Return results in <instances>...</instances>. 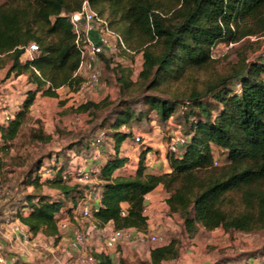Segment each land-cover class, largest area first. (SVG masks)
I'll return each mask as SVG.
<instances>
[{
    "label": "trees",
    "instance_id": "16d2710c",
    "mask_svg": "<svg viewBox=\"0 0 264 264\" xmlns=\"http://www.w3.org/2000/svg\"><path fill=\"white\" fill-rule=\"evenodd\" d=\"M88 1L136 53L117 47L128 55L141 54L143 62L136 80L130 66L117 64L116 100L106 97L66 108L68 113H87L93 118L97 111L105 110L100 128H107L106 136L114 145V154L98 168V203L89 220L80 218L82 224L94 223L98 229L113 224L118 230L147 233L146 195L163 185L168 194L167 212L180 217L189 239L196 238L201 229L264 230V65L249 59L259 43L250 39L264 36V0ZM83 2L0 0V70H6L5 79L26 76L31 85L20 109L0 126V153L18 136L38 95L58 98L59 89L76 92L84 84L77 73L81 57L69 21V15L80 10ZM31 43L39 49L32 60H23ZM229 43L239 45L237 59L221 67L226 54L217 58L214 49ZM108 53H99L97 61L102 59L110 66ZM140 103L146 111L135 110ZM60 105L66 102L60 101ZM179 111L176 119L185 142L176 153L168 154L169 172H147L151 150L146 148L139 154L134 173H118L129 164L121 150L132 131L123 128L152 112L160 123L167 124ZM31 135L39 143L53 138L43 127ZM84 143L92 146L89 141ZM100 145L96 144L90 158ZM213 147L226 154L223 165H214ZM87 160L77 156L73 164ZM45 166L38 159L28 168L26 185L33 190L21 200L15 215L30 233L53 238L57 244L62 237L58 226L62 211L73 221L74 210L87 197L85 185L64 182L61 174L67 167L59 159L47 166L57 170L52 179L40 177ZM44 186L57 190L60 197L41 193ZM123 203L129 204L127 209ZM179 252L178 240H171L154 247L150 261L137 264H162L177 259ZM92 255L96 264H114L104 251L93 250Z\"/></svg>",
    "mask_w": 264,
    "mask_h": 264
},
{
    "label": "rangeland",
    "instance_id": "374dc122",
    "mask_svg": "<svg viewBox=\"0 0 264 264\" xmlns=\"http://www.w3.org/2000/svg\"><path fill=\"white\" fill-rule=\"evenodd\" d=\"M250 40L252 42L258 40L259 43L255 51L249 53V59L261 60L264 65V36ZM238 47L239 45L235 44L231 49H226L223 44H218V52L215 53V57L222 59L225 54L227 57L226 60L221 62V67L227 62L236 61L235 52ZM138 55H128L117 47L109 52L106 57L110 61V66H106L102 59L97 65V69L101 72L99 86L92 91H84L79 95H75L74 92L71 95L69 93H61V96L65 98L63 101L68 103L70 107L79 106L88 101L100 102L106 97L110 98L111 101L116 100L119 96V84L116 74L117 64L125 65L126 67L131 64L133 67L130 68L134 72L133 78L136 80L139 73V66L135 64ZM122 56L125 58L122 59ZM5 73L6 70H0V126L4 123V112L15 113L16 107L19 106L17 101L19 102L27 91V80L25 78H21L15 85L8 87L7 85L14 79H5ZM12 95L15 97L14 106H11L9 102ZM66 108L68 106H61L60 101L57 104H52L50 99H45V103L38 104L37 107L31 110L33 115L30 112L18 136L14 140L9 141L5 146L6 150L0 153V177L9 191V195L0 201V212H4L0 216H4L5 222L7 220L12 221L16 216V210L21 206V200L26 194L32 192L33 187L26 185V174L28 168L38 159H43L46 166H52L56 159H59V162L68 168L76 162L77 156L84 157V160L90 158L95 151L96 139L99 136H102L99 152L102 151H100V148L103 147L105 149L104 154H114L113 141L106 136L107 128H100L102 118L106 114L105 110L97 111L96 115H94L95 119V117L93 118L87 113H68L67 110L69 109ZM146 109L147 107L141 103L135 106L137 112L146 111ZM179 115L180 111L177 112L170 122L162 124L156 114L152 112L149 117L133 120L130 127L123 128L125 132L132 131V137L129 138L124 146L122 145V153L130 155L129 164L125 167V171L122 170V172L134 171L138 164L139 154L146 148L154 151L155 155H159L161 152V155H164V158L167 159L169 137L182 132V126L178 124L179 121L176 119ZM41 127L44 128L47 134L50 133L53 136L52 141L49 143H39L32 140L31 134L33 130ZM136 134L143 136L144 143L138 144L133 140V136ZM85 141H89L92 146L88 147L84 143ZM75 144L77 146L70 150L71 146ZM0 146H3L1 135ZM213 151L215 158L219 159L220 164L223 165L226 160V154L217 147H213ZM82 164H85V162L82 161ZM41 193L60 197L57 190L48 186H44ZM160 215L163 221L160 233L161 244H167L171 240H178L180 244L178 258L171 262H164V264H181L187 262V260H191L189 261L191 263L188 264H264V230L242 233L225 232L222 229L206 232L201 229L199 235L195 238L196 242H192L187 237L179 216L169 215L164 206L160 209ZM153 245L152 243L149 244V246ZM51 247V249H54L53 245ZM34 249L36 251L38 248L34 247ZM5 252L7 258L15 256L13 255L15 253H8L7 250ZM48 254L51 257L49 264H53L51 262L53 255L50 252ZM55 254L60 258L61 254H57V252ZM144 256L134 253L133 257L138 262ZM56 259L57 257L55 258L57 264ZM36 264L47 263L36 258ZM126 264L130 263L126 262Z\"/></svg>",
    "mask_w": 264,
    "mask_h": 264
},
{
    "label": "built area",
    "instance_id": "2783aa9c",
    "mask_svg": "<svg viewBox=\"0 0 264 264\" xmlns=\"http://www.w3.org/2000/svg\"><path fill=\"white\" fill-rule=\"evenodd\" d=\"M69 21L72 24L73 32L75 34V44L77 49L80 52L81 62L77 73L85 79L82 87L74 92L75 95H79L84 91H92L94 88L98 87L101 81V72L97 69L96 61L97 55L114 48V44L122 46L123 50H126L129 53L135 54L136 52L131 51L127 48L123 40L110 28L108 22L98 16L90 7L89 1L84 0L80 10L69 15ZM96 33V41L92 38L91 33ZM226 49H231L234 47V43L223 44ZM218 46L214 49L215 53L218 52ZM38 45L36 43H31L26 49L25 54L27 60H32L34 54L38 51ZM83 73V74H81ZM13 117V112L6 111L4 112V121H8ZM133 140L138 144L144 143L143 136L136 134L133 136ZM98 144L102 142V136H99L96 139ZM185 142V139L181 133H177L169 137V142L167 144L169 153H176ZM99 155V147L93 156L94 159H97ZM61 163V162H60ZM214 165H220V160L214 156ZM61 166L57 167L60 169ZM57 170L49 168L47 166L43 167L40 171V177L46 179H52L56 175ZM62 179L68 184H80L88 185L90 184L95 177H98V169L94 168L91 170L85 169L81 165H71L68 168H64L62 171ZM9 195V191L4 186L3 181L0 177V201L5 199ZM99 198V197H98ZM94 204L90 199H85L81 202L79 217L81 220H89L92 216ZM77 209V208H76ZM147 209L145 210V212ZM66 214V215H65ZM75 215H77L74 212ZM70 224L69 215L66 212L61 213L59 216L58 226L60 231H64L68 228ZM153 232H147L146 239H148L154 247L162 246L161 244V231L160 224L154 223ZM14 232H23L24 229L22 225L16 224L13 226ZM98 231L102 239L101 249L102 251L108 253L111 250H114L118 247L120 242L129 237L130 230H118L113 229L112 231H106L104 229H98L94 223H90L88 226L84 224L81 227H78L73 233L72 247L76 251V255H69L70 260L66 264H96L95 258L92 255L93 248L89 240L93 236V232ZM4 233L0 228V264H7L6 257V246L3 241ZM57 264H61V259L57 257ZM65 264V263H64Z\"/></svg>",
    "mask_w": 264,
    "mask_h": 264
},
{
    "label": "crops",
    "instance_id": "0c3cea01",
    "mask_svg": "<svg viewBox=\"0 0 264 264\" xmlns=\"http://www.w3.org/2000/svg\"><path fill=\"white\" fill-rule=\"evenodd\" d=\"M91 36L96 41V33L92 32ZM114 45H115L114 48L109 49L108 52H111V51L116 49L117 46H116V44H114ZM26 58H27L26 55H23V60H26ZM124 58L125 57L122 56V59H124ZM136 59H137V62L135 64L137 66H139V71H140V69L142 67V62H143L142 55L139 54ZM98 64H99V62L97 61L96 65H98ZM130 67H133V66L130 64ZM81 74H83V73H81ZM21 78H25L27 80L26 76L11 77V80H13V79L14 80L11 81L7 86L10 87L11 85H15ZM30 87H31V85L27 82V85H26L27 90ZM57 92L59 94L58 98H52V97L41 98L42 96L38 95L35 104L31 107V110L34 107H37L38 104L45 103V99H50L52 101V104H57V103H59V101L65 100V98H63L61 96V93H69V95H71V93H72L68 87H63V88L59 89ZM25 96L26 95H24V97L21 98L19 102L17 101V103H19L18 104L19 106H21L20 104H22V102L24 101ZM14 100H15V97L12 95L11 98L9 99L11 106L12 105L14 106ZM19 106L16 107V111L20 109ZM64 106L69 107V104L66 103V105H64ZM31 113L33 115V111ZM39 118L42 119L41 117H39ZM128 140L129 139H127V141ZM127 141H125L123 143V146ZM123 146H122V149H123ZM100 151L102 152V154H101V152H99L97 159L88 158V160H87V162H85V164H82V162H81L82 166L87 170H91L94 168L98 169L105 162V160L108 156V155L104 154L105 149L103 147L100 148ZM121 155H124V156H127L128 158H130L129 154H123L121 152ZM146 167H147V172L152 173V174L166 173V172H169V169H170L168 159H165L164 155H161V152L159 153V155H155L154 151H151L148 153L147 161H146ZM122 170L125 171V167ZM122 170L118 173L124 174L125 172H122ZM132 173H134V171L127 172L125 174H132ZM100 184H101V180L98 179V177H95V179L90 184L84 186L85 195H86L87 199H90V201L93 204L98 203V196L100 195V192H101ZM167 196H168V194L164 190L163 185H159L155 190H153L152 192H150L149 194L146 195V209H147V211L145 212V214L148 216V232L154 231L153 230L154 223L160 224V227L161 226L163 227V225H162L163 221L161 220L160 209H161V207L164 206L166 211H167V207H166V203H165ZM69 206H71V205L69 204L67 207L70 208ZM128 206H129L128 203L122 204V207L124 209H127ZM80 210H81L80 206L76 210H74V212L77 215L72 216L73 221L70 222V224L66 230L61 232L62 237H61V240L57 244L55 243L53 238H48V237H46L40 233L37 235H33L32 233H30L28 231V228L25 225H23L19 221L18 217H16V216L12 219V221L7 220L5 222V218H4V216H2L4 212H0V214H2L0 216V228L2 229V231L4 233L3 241L5 243L6 250L8 253H15V254H13L15 256H13L12 258L11 257L7 258V264H36V258H38L41 261H44L47 264H49L51 257L48 254V252L52 253V255H53L52 256L53 259H51V262L53 264L54 263L56 264L55 258L58 257V256H56L55 252H57V254H61V256H60L61 264H64V263L66 264L70 260V258H69L70 254H73L74 256L76 255L75 254L76 251L72 247V241H73L74 231L78 227H81L83 225L82 224L83 221L81 222L80 217H79ZM173 216H176V215H173ZM15 224L22 225L24 231L18 232V233L14 232L13 226ZM162 227L160 228V231H162ZM113 229H114L113 224H109L104 228V230H106V231H112ZM145 236H147L146 233L137 231L135 229H131L129 231V237L123 239L116 249L108 252V254L112 257L114 264H121V263L126 264V262L130 263V264H137L139 261H142V260L150 261L151 260V258H150L151 250L154 248V245L149 246V244L151 242L148 239H146ZM191 241L196 242V239L195 238L191 239ZM89 242H90L93 250L102 251V249H101L102 239H101L98 231L93 232V236L89 240ZM51 245L54 246V249H51L52 248ZM34 247H37L38 249H36V251H35ZM134 253H137L139 255H145V256L143 257V259L136 262V258L133 257ZM172 261H174V260H172ZM189 261H191V260H187V262H183L181 264L191 263ZM165 262H171V261H165ZM162 264H164V262Z\"/></svg>",
    "mask_w": 264,
    "mask_h": 264
}]
</instances>
